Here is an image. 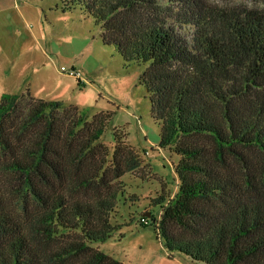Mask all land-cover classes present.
<instances>
[{"label":"trees","instance_id":"16d2710c","mask_svg":"<svg viewBox=\"0 0 264 264\" xmlns=\"http://www.w3.org/2000/svg\"><path fill=\"white\" fill-rule=\"evenodd\" d=\"M79 7L139 82L178 157L177 191L153 200L170 257L264 264V6L210 0H59ZM85 121L31 94L0 95V264H123L94 249L122 224L131 158Z\"/></svg>","mask_w":264,"mask_h":264},{"label":"rangeland","instance_id":"374dc122","mask_svg":"<svg viewBox=\"0 0 264 264\" xmlns=\"http://www.w3.org/2000/svg\"><path fill=\"white\" fill-rule=\"evenodd\" d=\"M264 6V0H210ZM59 0H0V95H26L74 107L88 123L106 120L100 144L110 152L120 141L131 169L120 179L122 224L113 237L93 244L123 264H204L180 253L170 257L146 214L159 218L153 200L177 191L178 157L158 147L160 125L139 76L144 65H126L116 48L100 40V28L79 7L62 12ZM97 117V118H98Z\"/></svg>","mask_w":264,"mask_h":264},{"label":"water","instance_id":"95a60500","mask_svg":"<svg viewBox=\"0 0 264 264\" xmlns=\"http://www.w3.org/2000/svg\"><path fill=\"white\" fill-rule=\"evenodd\" d=\"M147 216L146 217H150V214H146Z\"/></svg>","mask_w":264,"mask_h":264},{"label":"built area","instance_id":"2783aa9c","mask_svg":"<svg viewBox=\"0 0 264 264\" xmlns=\"http://www.w3.org/2000/svg\"><path fill=\"white\" fill-rule=\"evenodd\" d=\"M145 222V221H144ZM146 224V223H145Z\"/></svg>","mask_w":264,"mask_h":264}]
</instances>
